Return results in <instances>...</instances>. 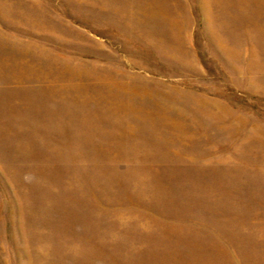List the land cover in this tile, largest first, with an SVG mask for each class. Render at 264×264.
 I'll list each match as a JSON object with an SVG mask.
<instances>
[{"label":"rangeland","instance_id":"rangeland-1","mask_svg":"<svg viewBox=\"0 0 264 264\" xmlns=\"http://www.w3.org/2000/svg\"><path fill=\"white\" fill-rule=\"evenodd\" d=\"M0 264H264V0H0Z\"/></svg>","mask_w":264,"mask_h":264}]
</instances>
